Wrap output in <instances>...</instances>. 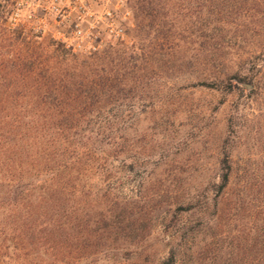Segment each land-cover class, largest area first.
I'll return each mask as SVG.
<instances>
[{"label": "rangeland", "instance_id": "obj_1", "mask_svg": "<svg viewBox=\"0 0 264 264\" xmlns=\"http://www.w3.org/2000/svg\"><path fill=\"white\" fill-rule=\"evenodd\" d=\"M123 1L0 3V194L21 178L33 184L39 205L44 188L68 186L65 226L74 228L71 216L77 212V229L85 234L114 227L103 216L125 207L142 219L134 224L144 232L143 241L93 238V248L68 247L65 264H163L172 247L179 264H239L238 256L226 253L244 220L228 215L227 205L245 168L264 191V81L261 94L252 97L243 90L229 93L228 80L259 73L264 0H174L172 12L159 19L168 28L150 27L139 36L132 22L138 15L135 0L127 6ZM111 6L122 10V24L106 25ZM96 29L106 36L125 33V44L117 42V34L100 42L112 66L95 65L112 69L123 85L85 113L80 105L77 130L42 123L61 116L38 108L35 90L38 77L51 66L52 42L79 50L94 43L89 36ZM225 153L235 168L228 199L216 188ZM259 200L262 211V193ZM0 203L1 253L10 247L8 264H22L13 228L3 225L14 221L7 214L11 201ZM188 206L195 208L183 211ZM43 246L28 245L35 251ZM218 253L222 256L216 258Z\"/></svg>", "mask_w": 264, "mask_h": 264}, {"label": "trees", "instance_id": "obj_2", "mask_svg": "<svg viewBox=\"0 0 264 264\" xmlns=\"http://www.w3.org/2000/svg\"><path fill=\"white\" fill-rule=\"evenodd\" d=\"M3 1L6 2V5L12 7V4H10L12 0H0V3ZM194 1L198 3L199 0ZM128 3L129 0L123 1L124 6H127ZM175 6L174 0H135L134 7L138 15H134V18H132V22L134 21L133 23L136 27L134 32L136 30L139 36L140 33L147 28L150 29V27L152 29L157 27L168 28V25L164 26L159 19L163 15L167 16L170 14ZM111 12L112 17H107L106 25L115 26L122 24V19L124 18L122 10H115L114 6H111ZM141 17L142 19L140 20L139 18ZM119 31L120 33H118ZM116 34H119L117 42L125 44V41H122V38L125 36L122 30H117L112 34L108 33L106 36V33L101 32L100 29L94 30L91 36H89V39H95L94 43L89 46L81 45L79 50H76L74 47H68V45L62 42H52L49 60L51 66L40 74L42 77H38L40 80L37 82L38 86L35 90L38 98V108L44 111L55 110L61 116H56L53 120H44L42 123H55L64 132L73 129L77 130L81 121L75 117V114L79 111L80 105L83 106V112L87 111L92 106L101 103L100 100L103 94L111 95L113 91L123 85L124 82L119 77L120 75H115L112 69L95 68V65H99V63L103 67H110L114 63L110 60L111 56L107 55V50L101 49L99 46L100 42L108 36L112 40H115ZM126 35L129 38L130 35ZM172 35L173 27L169 29L167 36L170 37ZM80 56L84 57V60H81ZM125 57L126 55H123L119 61L123 63ZM247 59H253V57L250 56ZM262 61L263 64L259 65L260 70L256 76L233 75L228 80L229 93H234L235 90H243L249 92V95L252 97L259 96L262 91L261 84L264 81V60ZM22 169H20L21 172ZM234 174L235 168L231 161V155L225 153L220 168V183L216 186L219 197L223 198L227 196L226 199L229 198ZM20 181L21 178L19 181H16L17 184L8 193H4V196L0 194V200L10 199L11 201L7 214L14 221L5 222L3 225H11L13 228V241L17 242L15 248H13L22 253L23 257L22 255L19 256L22 264H36V260H40L43 264H65L64 251H67L68 247L73 248V251L78 250L77 247L80 245L81 249L93 248L94 246L90 244L94 240L93 238L96 241H101L103 238L108 240H120L121 238L126 243H135L136 240L143 241L146 239L144 232L141 230L137 231V224H134L142 223V219H134V217L127 214L128 207L122 208L121 213L117 215H104L103 221L114 225V227H109V224H107L104 231H100L97 228L88 234L79 231L77 228L80 218L76 214L77 212L73 213L75 214L74 216H71L75 219H72L74 228L68 229L65 224L67 218L70 217L66 214V210L63 211L64 207L62 206L64 204V197L69 192L68 186H56L53 184L49 185V188H44L41 196L43 201H40L38 205L32 196V190H34L33 184H30V182L23 184ZM2 183L3 181L0 182V184ZM49 193H51V198H45ZM261 193L264 195V191L261 190V186L254 178L251 169H243L240 181L237 183V189L227 205L228 215H231V217L241 215L244 220L241 229H239V237L231 240L229 244L230 250L226 253L232 259L238 256L239 264H264V210L260 211L262 202L259 200ZM46 200L48 203H51L49 207L45 208L41 203L46 202ZM262 207H264V204ZM3 208L0 203V210ZM194 208L188 206L183 208V211H190V209ZM124 223H126V226H123ZM35 242H40L44 245L42 247L44 251H41L40 248L35 251L28 247L30 243L35 244ZM1 251L2 248H0V264H8L7 261L13 255L10 252V247L5 248V253H1ZM79 253L82 254L80 250ZM45 255L47 256L45 259L48 262L42 258ZM178 255V250L172 247L163 264H179ZM221 256L218 253L216 258ZM228 264L231 263L229 262Z\"/></svg>", "mask_w": 264, "mask_h": 264}, {"label": "built area", "instance_id": "obj_3", "mask_svg": "<svg viewBox=\"0 0 264 264\" xmlns=\"http://www.w3.org/2000/svg\"><path fill=\"white\" fill-rule=\"evenodd\" d=\"M119 35V34H118Z\"/></svg>", "mask_w": 264, "mask_h": 264}]
</instances>
